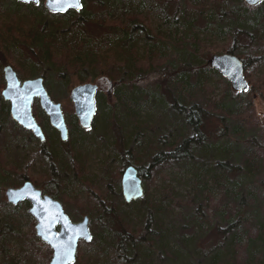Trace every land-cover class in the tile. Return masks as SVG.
Listing matches in <instances>:
<instances>
[{"label":"trees","instance_id":"trees-1","mask_svg":"<svg viewBox=\"0 0 264 264\" xmlns=\"http://www.w3.org/2000/svg\"><path fill=\"white\" fill-rule=\"evenodd\" d=\"M141 1L144 3L147 0ZM190 1L192 0H183L185 8L195 9ZM80 2L82 8L79 12L69 10L61 14L64 21L56 26L59 34L57 42H54L53 39L39 36L33 28L25 34L19 32V30L25 29L24 21L22 22L19 17V19L16 18L22 8L27 12L32 26L35 23L36 25L40 23L36 19L38 16H35V12L32 13L34 11L33 5H23L13 0H4L3 2L1 0L0 11L8 13L10 20L6 23L0 21V70L2 66L9 64L16 70L21 81L35 76L42 77L48 94L53 100H56L51 86L48 85L50 78L46 74L47 67L57 66L54 74L56 73V77L61 80L66 73H76V71L79 73L78 71L87 66L93 68L98 76L109 82L108 92L105 96L102 94L101 89L97 91L95 95L96 106L100 107L106 99L114 101L113 106H108L113 111L110 121L112 128L116 129L118 127L119 117L125 123V126L121 127L123 135H119L120 149H118L117 154L120 157V165L118 168H111L113 158H105L100 165V176L92 178L85 165L86 163L82 161V150L77 141L83 133L89 130L81 128L73 114L65 117L69 129V139L66 142H61L58 133L49 126L46 115L41 110L40 115H35L37 113L35 108L38 105L37 100H35L33 114L45 134V141L41 143L30 132L23 130L11 120L9 105L0 98V113L3 116V125H7L9 127L7 130L12 132V140L18 139L27 143L32 141L36 144L35 152L30 154L29 159L9 163L4 156L3 144L0 143V192H2L1 189L4 186L18 187L23 181L29 180L36 188L41 189L43 194L59 200L66 212L68 204L83 206L78 195L79 193L85 194V206L88 207L90 203H93L90 209H94L98 213V221L102 229L97 237L91 232V239L102 242L101 237H105L104 233L114 231V238L112 243L109 244L113 251L110 256L111 262L116 264L119 260L127 259L131 262L136 260V256L139 254L140 243L143 242L144 245H147L146 247L156 246V239L153 238L152 240L149 227L152 217L154 218L162 212H159L157 208L159 206H155L153 202L148 201L147 188H144L143 201H146V205L148 204L147 212L142 215V225L136 227L131 224L130 218L136 213L135 205H137V202L134 201L129 205L122 200L120 179L123 169L128 165H134L140 177H158L163 167L169 168L170 165L175 163H183L187 159L185 157L192 156L201 161L194 166V171L196 170L194 176H196V185L199 189L194 190L193 196L186 201L176 200L172 195L173 192L168 190L164 198H167L169 204L175 205L180 211L175 216H170L171 220L180 221L185 227L186 224L194 225L203 236L211 235L215 230L217 232L216 236L220 240L216 244V248L221 247V241L227 238L230 231H234L239 226L240 232H234L235 236L231 247L233 253L230 261L234 262L233 264H245L244 261L246 259L248 261L252 257L255 264H259L261 262L260 255H255L254 252L251 253L250 251L253 244H264V120L255 114L253 96H260L264 100V78H257L252 81L251 73L260 65H264V41L254 39L251 34L252 39L244 43L239 37L240 31L235 29L224 45L214 44V48L221 49L224 53L235 54L243 63L244 75L250 88L248 92L236 93L232 91L228 86V81L221 77L217 71L210 67L207 69L213 75L221 78L223 83H227V93L235 102L233 109L225 110L223 108L216 113L218 104L206 99L208 90L205 85L199 88L197 92H186L184 96H176L174 92V94L169 92L166 93L165 101L160 102L157 99L153 101L154 94L140 89L139 82L143 81L141 75L146 65L153 67V74L159 75L157 78H170L171 72L167 74L161 67H157L159 65L157 61H162L160 60L162 57L160 51L162 50L157 49L156 52L153 50L154 48H151L148 55L140 57L134 48V44L131 47L129 46L134 36L137 38L143 35L146 40L151 38L150 33L153 35L148 25V17L141 13L129 14L130 11L124 12V10L117 14L116 11L110 8L108 12L101 13L98 18L91 11L93 16L88 18L86 9L88 3L93 2L95 5H103L105 0H80ZM43 3L44 0H40L41 9L46 11ZM242 4L246 10L254 12V6H248L244 2ZM214 6H217V3H214ZM257 7L256 12L263 10L264 3H259ZM151 8L156 9L157 3L151 5ZM166 10L169 9L164 4V7L160 8V12L164 13ZM49 15L57 14L49 13ZM185 19H188V16H184L183 20ZM176 21L175 19L174 22ZM90 27L100 29L103 33L97 36L90 32ZM116 30L118 35L115 33L116 37L108 41L113 35L112 31ZM183 39L188 45H193V39L188 42L186 37H183ZM255 42L258 44L256 45ZM109 45H115L116 52L119 54L111 53L107 48ZM170 45L175 47L178 44L175 45L172 41ZM19 47L27 49L26 52L32 60L31 65L16 63L13 52L16 49L20 50ZM58 49L59 54H57ZM73 49L75 51L79 49L80 51L73 56ZM191 51H194V49H191ZM37 66L39 68L36 70ZM182 69H186V67L182 66ZM157 80L155 79L148 84L144 82L142 85L157 84ZM178 81L179 79L174 81L177 83L170 82L173 88L179 86ZM1 88H4V85L0 86V90ZM156 104L171 111L169 115H165L167 118L163 117L165 118L164 124L167 125L172 138L167 143L165 140H161L160 142L147 144L142 150H139L137 147L144 137L143 131L151 129L153 126H150L146 120L142 121L136 115L140 110L138 106H155ZM145 110L152 111L153 107L145 108ZM154 110H156L155 107ZM215 113L219 127L215 132H212L207 127L211 125ZM98 118L99 115L96 113L90 129L94 127V121ZM233 122L234 124H232ZM76 131L78 136L75 137ZM125 132L128 133L126 136H124ZM54 135H56L55 138H53ZM136 142L138 144H135L134 152H136L137 158H133L128 162L130 155H132L128 147L130 145L133 147ZM239 143L242 144L238 146ZM201 145L203 147L199 151ZM188 147H191V149L187 150ZM214 147H216V156L211 154L212 156L208 161L203 159L204 155L208 156L209 152H213ZM35 161H41L44 164L45 171L42 174L35 175L32 173L31 167ZM63 173L70 178H64ZM201 173H203L202 179L209 176L220 190V197L217 200H214L210 192L206 193V190H200ZM12 177H16L20 182L16 183L11 179ZM113 183L116 184L115 196L117 198L111 196ZM101 184L105 185L106 192L101 189ZM249 188H253L255 192H249ZM73 191L76 193L72 198L68 194ZM257 197L260 199V203L256 201ZM1 204L7 206V208L14 207L5 201ZM22 204H24L25 211H27L30 207L29 203L23 201ZM248 205L250 206L247 207ZM133 206L134 209H131ZM256 208L258 214L255 212ZM129 209L132 212H128ZM161 211L166 213L165 209ZM28 218L31 225L29 235L34 238L35 243L43 251V257L46 264H48L52 252L46 244L35 237L34 226L36 221L31 216H28ZM154 219L156 229L158 227V229L163 230V220ZM71 220L73 219L71 218ZM243 237L247 238L248 242L241 245ZM85 244L80 242L74 264H86V258L80 250L82 246H86ZM146 256L152 257L149 254ZM215 257L216 255H214ZM142 264H145L144 260H142ZM218 264H222V262H218Z\"/></svg>","mask_w":264,"mask_h":264},{"label":"rangeland","instance_id":"rangeland-1","mask_svg":"<svg viewBox=\"0 0 264 264\" xmlns=\"http://www.w3.org/2000/svg\"><path fill=\"white\" fill-rule=\"evenodd\" d=\"M3 1L4 0H2V2ZM242 1L243 0H192L190 3L195 6V9H186L183 0H147L144 3L141 0H105V4L103 5H95L93 2H89L86 9L88 11V18L93 16L91 15L92 13H94V16L98 18L101 13L108 12V9L110 8L111 10L116 11L115 13L117 14L121 13V10H124V12L130 11L129 14L141 13L142 15L147 16L148 25L150 26L153 35L150 33L151 38L146 40L143 35L137 38L134 36V39L129 46L131 47L134 44V48L140 57L148 55L149 49L151 48H154V51L157 49L162 50L160 51L162 57L160 58L159 56L162 61H157L159 63L157 67H161V69L165 70L167 74H170L169 72H171V76L167 79H161L160 77L157 78L159 75L153 74V67L146 65L145 70L142 71L141 78L143 81L139 82V88L147 90L145 92H152L154 94L153 101H156L157 99L162 102L166 100V93L174 92L176 96H184V93L190 91L197 92L199 88L205 85L208 90L206 99H209V101L211 100L210 102L218 104L217 111H215L218 113L223 108H225V110L233 109L235 102L227 93V83H223L221 78L213 75L207 70L209 66L206 63L212 54H224L221 49L214 48V44L219 46L224 45L228 42V37L231 35V32L235 29L240 31L239 37L242 41H244V43H247L249 39H252L251 34L254 36V39L256 38L258 41H264V9L256 12L258 9L257 6L259 5L257 4L254 6V12H249L244 8L242 4L244 1ZM155 3H157V8L152 9L151 5H154ZM214 3H217V6H214ZM30 4L34 6V11H32V13L35 12V16H38L36 19H38L40 23H37V25L35 23L32 26L27 12L24 8H22L19 10L16 18H20L22 22L24 21L25 29L19 30V32L21 34H25L29 29L33 28L39 36L47 37L51 40H55L54 42H57L59 31L56 26H59L64 21L63 16H61L62 13H56L57 15L51 16L49 13L52 12H49L47 9L46 11H43L40 4ZM164 4L169 10L162 13L160 12V8H163ZM7 14L8 13L6 12L2 13L0 11V21L5 23L8 22L10 18ZM184 16H188V19L183 20ZM175 19L177 20L176 22H174ZM90 32L96 34L97 36L100 33H103L100 29L94 28H91ZM112 33L113 35L108 41H111L116 37L115 33L118 35L117 30L112 31ZM169 35L171 37H168ZM183 37H186L187 42L193 39V45H188L184 42ZM171 40L174 41L175 45H178L172 47L170 45L172 43ZM255 44L257 45L258 43L255 42ZM19 48L20 50L16 49L13 52V57L16 63L18 62L24 63L25 65H31L32 60L26 52L27 49L24 47ZM107 48L111 53H117L115 45H109ZM191 49H194V51H191ZM77 50L80 51L79 49ZM78 51L73 49L72 55L74 56V54H77ZM57 54H59V49L57 50ZM182 66H185L186 69H182ZM55 67L51 66L46 69V74L50 78L48 85L51 86L54 96L56 97L54 102L61 104V109L65 117L70 116L71 114L74 115L73 104L70 100V91L75 86L84 83L97 84L99 89L102 90V94L104 96L106 95L109 88V82L104 80L101 76H98L94 69L90 66L78 71L79 73H77V71L76 73H66V75L62 77V80L56 77V73L54 74V70H56ZM2 68L3 66L0 70V86H5ZM38 68L39 67L37 66L36 70ZM16 74L18 76L17 72ZM251 75L253 77L252 81L257 78H264V65H260L259 68L254 69ZM155 79H158L157 84H149L147 86L142 85L144 82L148 84L149 82H153ZM176 79H179V86L177 88H173L170 82H174ZM146 80L148 81L146 82ZM228 86L230 87L229 82ZM2 89L3 88H1V90ZM114 103V101L106 99L100 107L97 106V114L99 115V118L94 121V127L91 129L89 128V131L83 133L77 139L79 142L78 146H80L82 150V161L86 163L85 165L90 171L92 178H98L100 176V165L102 160L105 158H113L111 168H118L120 165V157L117 154L118 149H120L119 135H123L121 127L125 126V123L122 121L121 117H119L120 123L118 124V127L116 129L112 128V123L110 121L113 111H111V108L108 106H113ZM138 107L140 110L136 113V115L139 116L142 121L146 120V122H148L150 126L152 125L153 128L151 127V129L143 131L144 137L140 141V145L136 147L139 148V150H142V148H144L147 144L160 142L161 140H165L166 143L169 142L172 136H170L169 129L167 125L164 124V120L167 118L165 115H169L171 111L159 104H156L155 106L139 105ZM144 107H153V110L146 111ZM154 107L156 110H154ZM253 107L256 116L264 120L263 98L254 95ZM35 109L37 112L35 115H40V107L36 105ZM216 113L214 114L215 118L211 121V125L207 127V129L212 130V132H215L217 127H219ZM163 116H165V118ZM232 124H234V122ZM7 129H9V127H7V125H3V116L2 113H0V143L3 144L2 149L4 150L6 160L9 163L18 161L21 162V160L26 161L30 158V154L35 152V142L31 141L27 143L18 139L14 141L11 137L12 132ZM127 134L125 132L124 136ZM172 134L174 136L175 131ZM76 136H78L77 131L75 132V137ZM55 137L56 135L53 136V138ZM135 144H138V142L134 143L133 147L131 145L128 147L131 150L130 154H132L130 155L128 162H130L133 158H137L136 152H134ZM240 144L242 143H239L238 146ZM202 147L203 145L199 146V151ZM190 149L191 147L187 148V150ZM212 151L214 153L209 152L208 156H203V159H207L208 161L212 156L211 154L216 156V147H214ZM185 158L187 159H185L183 163H175L170 165L169 168L163 167L161 174L158 177H141L143 188H147V196L149 198L148 201L153 202L155 206H159L157 208L159 212H162L158 213V215L154 218L163 220V230L158 229V227L156 229V225L154 224L155 219L152 217L149 231L151 230L150 235L152 240L153 238L156 239V246L153 247L150 245L149 247H146L147 245H144L142 242L139 244L140 251L136 256V260L131 262L129 259L119 260L116 264H142V260H144L145 264L234 263L230 261L231 254L233 253L231 247L235 236L234 232H240L239 226H237L234 231H230L227 238L221 241V247L216 248V244L220 240H218L219 237L216 236L217 232L215 230H213L211 235L203 236L196 226L186 224L185 227L182 222L171 220L170 216H175L180 211L175 205H170L167 198H164L168 190L173 192L172 195L176 200L179 199L186 201L189 197L193 196V191L198 188L196 185V176H194V174H196L194 166L201 161L200 159L196 160V158L192 156ZM31 169L33 171L32 173L35 175L42 174L45 171L44 164H42L41 161L33 162ZM62 175L65 176L64 178H70L69 176L67 177L65 173ZM202 175L203 173L200 175V190H206V193L210 192L214 200H217L220 197V190L215 186V183L209 176L202 179ZM11 179L16 183L20 182V180L16 177H12ZM115 185L116 184L113 185V190H111V196L117 198V196H115ZM8 187L9 186H4L1 189L0 203L3 201L6 202L4 190ZM100 187L104 190L103 192L107 191L105 185L101 184ZM249 192L254 193L255 190L253 188H249ZM75 193L76 192L73 191L68 195L73 198ZM120 195L122 197L121 186ZM78 196L83 206L68 204L66 206L67 214L73 219V222H78L82 219V217L88 216L89 229L92 234L97 237L99 235L98 233L102 231L101 225L98 221V213L94 209H90L93 203H90V206L88 207L85 206V194L79 193ZM122 200L124 201L123 197ZM256 201L260 203V199L258 197ZM136 202V213L130 218V222L137 227L142 225V215L147 212L148 204L146 205V201H143V197ZM22 203L23 202H20L10 208H7V206L2 204L0 205V264L4 262L6 264H46L43 257V251L38 244L35 243L34 238L29 235L31 225L29 223L28 216H30V214L28 213V210L25 211V206ZM249 206L250 205L247 207ZM131 209H134V206ZM131 209H129L128 212H132ZM162 209H165L166 213L161 211ZM255 212L258 214L257 208L255 209ZM104 235V238L101 237L102 242H99L97 239H91L89 243L85 244L86 246H82L80 248L83 256L86 258V264H113L110 260V256L113 254V251L109 244L112 243V239L114 238V231L104 233ZM161 236H163V238H161ZM247 242L248 239L243 237L241 245ZM250 252H254L255 255H260L261 262L259 264H264L263 243L260 245L253 244ZM147 254L152 255V257H147ZM214 255H216L215 258ZM244 262H246L245 264H255L252 257H250L248 261L246 259Z\"/></svg>","mask_w":264,"mask_h":264},{"label":"water","instance_id":"water-1","mask_svg":"<svg viewBox=\"0 0 264 264\" xmlns=\"http://www.w3.org/2000/svg\"><path fill=\"white\" fill-rule=\"evenodd\" d=\"M14 1L23 4H36L35 0ZM261 2H264V0H259L258 3ZM244 3L248 6L258 4H251L249 0H244ZM44 6L49 12L53 13H64L69 10H75L73 8H69L66 11L54 10V7L48 3V0H45ZM207 64L211 69L217 71L223 78L229 81L232 91L236 93L249 91V85L244 76L243 63L236 55L231 53L213 54L207 60ZM2 72L5 87L0 95L9 104V114L12 121L22 129L31 132L39 141L44 142L45 134L41 126L36 122L32 111L33 101L34 99H38L39 107L48 118L49 125L57 131L60 141H67L69 131L61 104L54 102L50 98L43 78L34 77L21 82L10 65H5L2 68ZM97 90L98 86L96 84L84 83L75 86L70 91V100L73 104L74 114L79 126L83 129L91 126L96 115L95 94ZM120 186L121 194L126 204L139 200L144 195L142 179L134 165H128L123 169ZM4 194L6 201L12 205H16L24 200L29 202L30 208L28 209V213L36 221L34 227L35 235L52 252L49 264H53V261L57 258L56 249L52 245L63 246L69 241H71V245L75 249V262L79 242L83 241L87 243L90 241V239L85 238L88 235L91 236L88 216L82 217L78 222H72L58 200L44 195L29 180L24 181L18 188H6ZM81 232L83 235H78ZM60 259L61 264H64L65 258L61 257Z\"/></svg>","mask_w":264,"mask_h":264},{"label":"snow or ice","instance_id":"snow-or-ice-1","mask_svg":"<svg viewBox=\"0 0 264 264\" xmlns=\"http://www.w3.org/2000/svg\"><path fill=\"white\" fill-rule=\"evenodd\" d=\"M35 2L39 4L40 0H35ZM258 2L259 0H249V3L251 4H256ZM48 3L54 7V10L57 11H66L69 8H73L76 11H79L82 8L80 0H48ZM78 235H83V233L81 232ZM85 238L91 239V236L88 235ZM52 247L56 249L57 257L56 260L53 261V264H61V257L65 258L64 264H74L75 249L72 247L71 241L63 246L53 244Z\"/></svg>","mask_w":264,"mask_h":264},{"label":"flooded vegetation","instance_id":"flooded-vegetation-1","mask_svg":"<svg viewBox=\"0 0 264 264\" xmlns=\"http://www.w3.org/2000/svg\"><path fill=\"white\" fill-rule=\"evenodd\" d=\"M1 96V95H0ZM7 103V102H6ZM8 104V103H7ZM9 105V104H8ZM58 137H59V135H58ZM60 139V138H59ZM68 139H69V135H68ZM67 139V140H68ZM39 141V140H38ZM40 142V141H39ZM62 142V141H61ZM66 142V141H65ZM42 143V142H41ZM4 192H5V190H4ZM5 195V194H4Z\"/></svg>","mask_w":264,"mask_h":264}]
</instances>
